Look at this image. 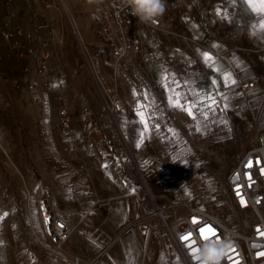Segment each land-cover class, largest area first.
Returning a JSON list of instances; mask_svg holds the SVG:
<instances>
[{"label":"rangeland","instance_id":"374dc122","mask_svg":"<svg viewBox=\"0 0 264 264\" xmlns=\"http://www.w3.org/2000/svg\"><path fill=\"white\" fill-rule=\"evenodd\" d=\"M5 1L3 3L6 7ZM64 1H62L63 4ZM176 1L178 0H172V3ZM68 3L69 10L65 11L67 14L62 15L68 33V40L65 42L66 49H69L77 61L76 65L80 70V81L83 87L94 94L97 93L91 74L83 70L81 64H78L79 59L82 60V58L78 52L75 31L71 29L67 20L69 17L72 18L74 25H77L76 29L84 41L90 43V50L96 56L97 64H100L103 69L100 57H108L110 60L109 73L104 70L105 68L103 69L107 82L112 85L116 79L124 98L131 100L140 96L141 102L145 101L142 93L147 92L149 88L139 91V96L137 95L132 82L138 80L140 73L133 69V65L126 64L125 66L131 79L126 73L116 75L114 58L111 54L105 53L108 48L99 50L97 47L96 26L90 13V7L85 6L84 0H68ZM20 6L21 3L16 4L17 15L14 22L25 25L34 7H38V3L30 6L22 5V8ZM25 7L29 8V12L24 22H21V13ZM212 19L215 21L214 18ZM182 21L184 20H181L178 15L176 30L180 28ZM2 23L3 18L0 21V28ZM222 30L227 31L229 35L233 34L232 29ZM177 31L179 33L174 36H164L168 53L175 57L180 56L179 50H181L180 31ZM144 38H147L146 33H144ZM197 41L198 43L194 41L193 45L203 46L202 42L198 39ZM234 43H236L235 39L232 38L231 44ZM240 45L252 46L254 43H246L243 38ZM207 48L211 50L208 46ZM236 51L243 55L246 65H249L253 72V76L247 78L248 80L257 79L259 74H264V49L260 54L262 64L255 63L249 53H242L235 48L231 50V52ZM215 53L218 57L219 52ZM54 55L56 56L53 61L58 70L56 74L67 75L65 58L62 57L58 48H54ZM13 56L18 59L20 68L25 73L20 58ZM56 88L58 91L53 98L58 103V111L60 101L57 95L66 93L70 102L73 98L82 105L90 121L84 122L82 117H79L77 107L74 111V120L69 112L71 132L64 129L59 112V119L52 121L47 114L48 105L45 106L47 101L45 93L48 90L46 88L40 89V94L46 101L37 103L44 108L42 112L43 115H47L46 118H41V116L35 118L28 113V116L22 119L17 106H0V264H72L76 261L87 260V258L91 259L82 253L66 255L61 248L58 251L55 249L54 241L50 238L48 230L50 215L52 212L59 215L69 214L74 223V232L63 243L64 249L65 245L70 243L76 249H88L90 245L96 244L100 237V223L103 218L72 215L69 206L88 204L87 199L106 187H111L113 184L110 182L114 183V179L121 171L124 173L129 171L135 177V183L139 184L142 189L147 185L155 194L167 193L171 197L188 199L196 206H212L216 210H222L227 207L221 189L225 172L244 143L252 140L251 138L256 136L257 131L264 127V92L261 86L256 85V89L243 92L235 84L229 93L227 91L220 93L222 99L231 108L236 101L241 104V109L238 111H230L231 130L227 131L221 118L214 113L212 106H204L209 118L208 123L199 127V131L198 128L191 126L183 128L177 125L176 120H170L168 116V120L174 127V140L177 142L171 152L175 160L173 164L169 163L164 167H153L154 159L156 157L159 159V155L145 154L137 146L140 140H149L153 136L149 126L147 130L145 129L142 119L138 121L131 116L123 117L119 122V127L107 116L106 121L102 123L96 115L85 108L83 101L77 97L80 92L77 87V90H73L68 83L51 89ZM127 89L130 90L132 96L127 94ZM199 94L202 97L201 93ZM141 102L139 110L131 115H140L139 113L143 112L146 119L148 114L146 106H143ZM208 104L210 101L207 100L204 105ZM261 104H263V109L259 113L258 109ZM42 120L49 121L51 125L47 136L43 134ZM128 126H135V129L129 131ZM63 131L75 132L74 137H66ZM110 149L114 154L109 152ZM114 159L117 164L119 161L122 164L121 171L120 164H115ZM104 177L107 178L105 182H103ZM129 184V180L122 184L123 195L128 193L126 186L132 187ZM5 213L7 215H4ZM84 227L87 234L82 230ZM87 230L92 232L89 233ZM169 244L172 253L170 264L174 262L185 264L178 249L172 243L169 242Z\"/></svg>","mask_w":264,"mask_h":264},{"label":"built area","instance_id":"2783aa9c","mask_svg":"<svg viewBox=\"0 0 264 264\" xmlns=\"http://www.w3.org/2000/svg\"><path fill=\"white\" fill-rule=\"evenodd\" d=\"M6 13L3 18L0 31L2 37L8 43V50L12 55L20 58L22 69L27 74H35L37 79L28 82V89L37 93L32 95L36 103H44L46 100L40 94L41 88L51 89L57 85L68 84L74 90L80 91L77 97L83 101L85 108L97 116L98 120L104 123L109 116L112 123L119 125L123 117L131 116L140 108L139 91L152 87L155 89V98L149 101H142L146 106L147 123L151 132V139H142L139 142V149L145 154L159 155L154 159L153 167H164L166 164H173L172 150L174 148V127L170 120H176L181 127L199 128L208 123L209 116L203 105L197 103L193 108L195 119L189 116L187 111L172 107L169 97H176L180 94L182 105L199 101L200 94L196 87L195 78L206 73V70L195 55L188 57H175L168 53L164 36H174L179 33L175 24L180 16L181 20L186 18L195 19L188 8L189 0H166V11L156 19L155 23L143 24L136 17L130 14L128 8L123 7L121 0H98L97 3L89 6L90 13L95 22V31L98 38L97 47L108 48L114 58V73H126V64L133 65L138 71V80L132 82L133 88L139 97L128 100L120 93L117 80L112 85L104 77V70L96 62V56L90 50V43L84 41L82 35L77 31L72 18L68 23L75 31V38L80 54L78 64L83 70L91 74L96 84V92L88 91L80 81V70L77 68V61L69 49H66L68 40L67 28H65L63 14L67 9L62 0H6ZM30 6L38 3V7L32 11L26 24L15 23L17 15L16 4ZM217 9L221 10V16L216 14ZM203 13L206 17L215 19L217 27L221 29H232L234 44L230 48L219 53V56L228 57L232 49L240 50V42L243 40L250 20L246 11L240 3L224 5L222 3H207L203 6ZM227 13L229 19L222 16ZM69 16V14H68ZM144 33L147 38H144ZM197 41V39H194ZM54 48H58L62 57L65 58L68 74L58 75L57 65L53 61ZM69 51V54H68ZM3 54H0V60ZM74 59V61L72 60ZM162 71L161 76L154 74V68ZM85 72V71H83ZM134 72V71H133ZM70 77H69V76ZM256 85L261 86L264 92V74L258 75L257 79L240 80L239 89L243 92L251 90ZM76 89V90H77ZM199 94V96L194 94ZM216 103L212 105L214 113L221 118L227 131L232 128L230 111H238L241 105L236 103L232 108L222 99L220 92L212 91ZM59 102V115L66 131H72L71 119L69 116L71 102L68 94L57 95ZM264 100V94H263ZM211 103V102H210ZM227 105V107H225ZM168 116L169 119L168 120ZM171 117V118H170ZM43 134L49 135L50 122L43 121ZM245 142L242 148L236 153L231 165L228 167L222 178V194L227 207L216 210L210 206H196L188 199L171 197L167 193L155 194L145 185L144 189H128V195L135 200L134 216L128 223V227L136 228L144 232L147 237L156 231L165 233L166 238L179 251L185 264H193L189 250L180 240V234L192 231L193 238L199 241L197 229L205 223H210L216 229L221 239L231 236L239 256L240 264H264V257H258V252H264V174L260 169L264 168V127L257 131L255 137ZM163 157V159H162ZM253 164L246 168L248 160ZM259 160L257 164L256 161ZM245 173L252 175L250 181ZM239 174V179H236ZM251 186L249 187V185ZM239 191L246 201V205L240 203ZM127 187V186H126ZM259 200V203L257 202ZM199 223L194 224L193 218ZM48 225L49 236L54 241V247L58 251L63 249V243L68 240L74 232V223L69 214L59 215L52 212ZM259 228V232L257 231ZM253 244L260 245L252 247ZM230 255H234L230 253ZM72 264H105L96 259L76 261ZM129 264H135L130 262ZM140 264H144L142 259ZM222 264H231L225 259Z\"/></svg>","mask_w":264,"mask_h":264},{"label":"crops","instance_id":"0c3cea01","mask_svg":"<svg viewBox=\"0 0 264 264\" xmlns=\"http://www.w3.org/2000/svg\"><path fill=\"white\" fill-rule=\"evenodd\" d=\"M3 1L4 0H0V21L5 15L6 7ZM212 2L222 3L224 5H234L237 2L240 3L250 20V26L247 29L248 33L244 37V41L246 43H254L252 46H243L245 47L243 52L251 54L255 63L262 64L260 54L264 49V31L260 30L258 27L260 21L264 19V16L254 12L244 0H189L188 8L196 18H186L184 21L180 22L181 26L177 29L180 31L181 37V50H179L180 56L178 57L195 55L201 60V64L206 70V73L197 76L195 78V83L202 97L211 96L212 91H221V94L223 93L222 91H227L229 93L232 91L235 84L239 85L240 80H247V78L249 79L253 76L252 70L249 68V65H246L245 59L239 51L231 52L227 57L228 59L220 56L217 57L215 52L221 53L231 47L232 35L227 34V31L219 29L212 18H208L204 15V4ZM28 12L29 8L25 7L24 11L21 13V22H24ZM194 39H198L202 42L203 46L193 45ZM207 46L211 50H208ZM0 53L4 56L0 61V106H17L19 109V116L22 119L28 116V113L32 114L35 118H38V116L46 118L47 115H43L42 112L44 108L31 100L32 95L36 92L26 87L28 82L37 79L36 75L22 72L18 59L9 52L8 43L1 34ZM203 53H208L209 56L212 57V60L206 62L202 55ZM100 60L103 69L105 68L104 70L109 73L111 62L108 57H100ZM225 73H230L232 78L236 80L234 85L225 83L223 79ZM154 74H156V76H161L162 71L155 67ZM253 89H256V86L251 90ZM57 91L58 88H48L45 93L47 100L45 106L48 105V112H46L52 121L58 120L60 117L58 115V103L55 102L53 98ZM127 92L129 96H132L129 89H127ZM155 95V89L152 87H150L147 92L145 91L142 93V97L146 101L153 100ZM75 102L76 101L72 98L70 110L72 120L75 119L74 111L75 107H77L79 117H82L84 122L90 121V119H88L90 117L85 113L82 105L79 102ZM206 102L207 100L204 101L205 104ZM236 103L240 104L237 101L235 104ZM262 109L263 104L259 106L258 112L260 113ZM131 117L137 120L141 119V116L136 114L131 115ZM134 129L135 126H128L129 131ZM63 133L66 134L68 138L74 137L75 134V132L69 133L66 131H63ZM110 150L111 151H108L114 154L112 149ZM118 163L120 165L117 164L115 160V164L119 165L121 171L122 164L120 161ZM103 179V182L107 180L106 177ZM126 180H129V185L132 186H127L126 190L132 188L142 190V187L135 183L136 179L129 171L125 173L121 171L117 178L114 179V183L110 182V184L113 185L111 187H106L93 197H89V199H87L88 204H83V206L79 204L69 206L72 215H86L85 217L88 218L98 216L103 218V221L100 223V237L96 244L90 245L88 249H76L75 246H72L70 243L65 245V249H62L64 254L73 255L72 253H82L85 257L88 256L91 259H96L95 257L100 255L97 260L105 264H129L130 262L140 264L142 259H144V264H170L172 253L165 233L156 231L147 237L144 232L135 227H128V223L134 216L135 200L131 195L122 194V184H124ZM82 230L87 234L85 227ZM87 231L89 233L92 232L91 230ZM173 264H178V262H174Z\"/></svg>","mask_w":264,"mask_h":264},{"label":"snow or ice","instance_id":"6c2138e0","mask_svg":"<svg viewBox=\"0 0 264 264\" xmlns=\"http://www.w3.org/2000/svg\"><path fill=\"white\" fill-rule=\"evenodd\" d=\"M245 3H247V5L254 11L256 12L257 14L259 15H262L264 16V0H244ZM216 14L218 16H221V10L220 9H217L216 11ZM223 19H229V17L227 16V13H224L223 16H222ZM255 27V26H254ZM259 29L264 31V19H262L259 23ZM205 61H211L212 60V57L209 56L208 53H203L202 54ZM225 83H231V84H235L236 83V80L232 78L231 74L230 73H225L224 74V77H223ZM133 94L135 95V90L133 91ZM194 95H197L199 96V94H194ZM205 100H208L210 101L211 103L208 104V105H204L205 107H211L212 105H214L216 103V100L214 97H211V96H204V97H200L199 101H195V102H192V103H189L187 104L186 106L185 105H182L181 102H180V94L177 93L176 94V97L173 98V97H169V103L172 107H175V108H180L181 110H184V111H187L188 115L189 116H192L194 119H195V115H194V112H193V108H195L197 106V103L203 105V102ZM225 107H227V105H225ZM140 116H141V119L142 121L144 122L145 124V129L147 130V127H148V123H147V120L144 118V113L141 112L139 113ZM199 131V128L197 129ZM139 147V144L137 145ZM256 163L258 164L259 163V160L257 159ZM252 160L249 159L247 164L245 165L246 168H251L252 167ZM260 172L261 174H264V168H261L260 169ZM245 175L247 176V178L251 181L252 180V175L250 173H245ZM236 179H239V174H237L236 176ZM251 186V184L249 185V187ZM239 188H240V185H237V195L241 197L240 199V203L242 205H246V201L243 199V196L241 195L240 191H239ZM259 203V200L257 201ZM4 215H7V213H5ZM46 222H47V218H46ZM194 224L196 223H199L197 221V219L194 217L193 218V221H192ZM205 229H210V233L206 236L204 234V230ZM198 233H199V238L201 240H207V239H216V238H220V236L217 234V231L216 229L213 227L212 224L210 223H205L203 224L202 226H200L198 229H197ZM257 231L259 232V228H257ZM261 236H264V232L260 233ZM180 240L184 242V246L189 250V251H198V248L196 247V239L193 238V233L192 231H187L186 233H182L180 234ZM252 247H258L257 244H253ZM230 253L234 254V255H230ZM239 256V253L237 252L236 248L233 246L229 249V252H228V255H227V260L231 261V264H240V260L237 259L236 257ZM257 256L258 257H264V252H258L257 253ZM179 259V258H178Z\"/></svg>","mask_w":264,"mask_h":264},{"label":"clouds","instance_id":"9594fccd","mask_svg":"<svg viewBox=\"0 0 264 264\" xmlns=\"http://www.w3.org/2000/svg\"><path fill=\"white\" fill-rule=\"evenodd\" d=\"M97 2L98 0H84L86 7ZM121 3L130 10L132 16L146 25L155 23L156 19L166 11V0H121ZM209 233L210 229L204 230L206 236ZM233 246L234 241L231 236H225L224 239L200 240L196 243L198 251H189V255L193 264H222Z\"/></svg>","mask_w":264,"mask_h":264},{"label":"bare ground","instance_id":"6f19581e","mask_svg":"<svg viewBox=\"0 0 264 264\" xmlns=\"http://www.w3.org/2000/svg\"><path fill=\"white\" fill-rule=\"evenodd\" d=\"M63 1V0H62ZM64 5H65V8L67 9V10H69V3H68V0H65L64 1ZM243 47V46H242ZM244 48L245 47H243V48H241V50L242 51H244ZM254 50V49H253ZM257 50V49H256ZM255 51V50H254ZM100 255H98V256H96L95 258L97 259L98 257H99Z\"/></svg>","mask_w":264,"mask_h":264}]
</instances>
